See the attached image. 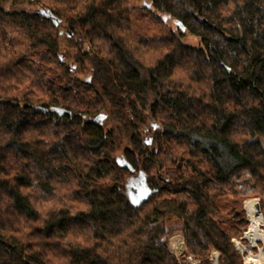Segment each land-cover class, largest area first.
Wrapping results in <instances>:
<instances>
[{"label": "trees", "instance_id": "obj_1", "mask_svg": "<svg viewBox=\"0 0 264 264\" xmlns=\"http://www.w3.org/2000/svg\"><path fill=\"white\" fill-rule=\"evenodd\" d=\"M147 5L179 33L137 32L132 0H0V264H179L177 229L202 264H244L243 200L264 215V0ZM124 161L160 189L140 207Z\"/></svg>", "mask_w": 264, "mask_h": 264}, {"label": "rangeland", "instance_id": "obj_2", "mask_svg": "<svg viewBox=\"0 0 264 264\" xmlns=\"http://www.w3.org/2000/svg\"><path fill=\"white\" fill-rule=\"evenodd\" d=\"M147 4H149V0H132L133 25H134V28L137 32H141V33H145V34L149 33L150 35H156V36L157 35H166L172 31H174L176 34L179 33V27H178L179 24L177 25V21H175L171 17H165L163 14L158 16L156 13L151 11V9H149V8L147 10L146 9ZM40 7H43V5L36 4V3L35 4L34 3L33 4H19V5H13L12 3L5 4V8L7 10H12V11L20 10V9H27L30 11H39ZM59 30L61 33L60 36H61L62 42H63V44H66V42H67L66 37L69 33H71V29L69 28L67 23L62 22ZM184 40L187 43L194 45V46L201 45L200 39L194 35H191V34L186 35L184 37ZM88 45L89 44L86 41L84 44V47L87 48ZM71 48L69 45H65L63 47V49H61V51L59 52V55L60 54L63 55L64 58L67 57L66 54H68V49H70L73 52L75 51V50H73L74 48L72 45H71ZM66 60H67L68 64L73 62L72 57H70V58L67 57ZM88 70H91V64L88 65ZM75 75H77V73H75ZM94 116L95 115H92V116H90V118H92ZM152 121H153V119H151V118L148 119V122H147L148 125L146 126L147 131L144 133V136H143V140L145 142H147L148 138L151 137V140L150 141L148 140V143L152 142L153 135H154L153 126L151 125ZM109 122L110 121L108 119V121H106L107 127L110 125ZM147 136H149V137L147 138ZM117 153L119 154L120 152H117ZM129 174H130V172H128L126 174V178H127V175H129ZM150 175H151V177H154L155 172L151 173ZM160 180H164V177H162V178L160 177ZM254 198H257L260 200L259 197H253L250 199H254ZM247 200H249V199H244L242 202V211L244 212L245 220L248 223L247 228L249 229V226L251 224V220H250V216L248 214V210L246 209V201ZM248 229L244 231L245 233L243 232V235L241 237H239V238L233 237L232 238L233 243H234L237 251L243 257L244 264H245V257L247 256L248 252L250 251L249 250V240L246 238V233H247ZM262 229L264 230V215H263ZM240 244L246 245L244 251L240 247ZM259 245H260V247L264 246V241H260ZM168 246H169V249H170L172 255L176 258V260L178 261L179 264H189L187 257L189 255L194 256L187 248L185 235H184V232L182 229H177L170 236ZM214 249H216V248L211 249L210 255ZM247 249H248V251H247ZM258 251H259V248L254 249V252H258ZM219 254H220V252H219ZM210 255H209V260H210ZM195 258L200 261V264H202L201 259H199L197 257H195ZM210 263L212 264V262H210ZM219 264H220V261H219Z\"/></svg>", "mask_w": 264, "mask_h": 264}, {"label": "water", "instance_id": "obj_3", "mask_svg": "<svg viewBox=\"0 0 264 264\" xmlns=\"http://www.w3.org/2000/svg\"><path fill=\"white\" fill-rule=\"evenodd\" d=\"M148 8H151V5H147ZM39 12L45 14L46 16L50 17L52 20H54V22L56 23V25H59L61 22V18H59L58 16L51 14L50 11H48L47 9L40 7L39 8ZM178 24H181V22H177ZM183 29L185 30V27H183ZM62 60H64V58H62ZM75 66L71 65V69H74ZM88 84L92 83V77H89L87 80ZM38 109L47 112L49 109L45 108V107H38ZM52 111L57 113L59 116H65L66 114L72 115L73 111L62 107V106H55L52 108ZM108 114L106 113H99L97 114L94 118L93 121L97 124V125H102L106 118H107ZM124 165L131 167L130 164H128L127 162H123ZM142 173L144 174L143 176L145 177L143 180H128L126 188H127V195L128 198L131 202L132 205H134L135 207H140L142 204H144L153 194H156L159 192V188H154L152 187L149 182H148V177L147 175L144 173V171H142ZM134 182H136L134 184ZM131 185H134L133 187ZM255 200H257V207L259 210L262 211L261 209V204H260V200L257 198H254Z\"/></svg>", "mask_w": 264, "mask_h": 264}, {"label": "bare ground", "instance_id": "obj_4", "mask_svg": "<svg viewBox=\"0 0 264 264\" xmlns=\"http://www.w3.org/2000/svg\"><path fill=\"white\" fill-rule=\"evenodd\" d=\"M246 209L250 216L251 224L246 233L249 240V252L245 257L246 264H264V246L259 245L260 241H264V230L262 229L263 213L257 207V200L249 199L246 201ZM255 248H259L258 252H254ZM248 251V249H247Z\"/></svg>", "mask_w": 264, "mask_h": 264}, {"label": "flooded vegetation", "instance_id": "obj_5", "mask_svg": "<svg viewBox=\"0 0 264 264\" xmlns=\"http://www.w3.org/2000/svg\"><path fill=\"white\" fill-rule=\"evenodd\" d=\"M149 136H147L148 138ZM148 140L150 141L151 140V137L148 138ZM129 168V172L130 174L127 175V178L126 180H143L145 177L143 176L144 174L142 173L143 170H141L140 168H135L133 166L131 167H128ZM136 182H134L135 184ZM132 187L134 185H131ZM134 188V187H133Z\"/></svg>", "mask_w": 264, "mask_h": 264}, {"label": "built area", "instance_id": "obj_6", "mask_svg": "<svg viewBox=\"0 0 264 264\" xmlns=\"http://www.w3.org/2000/svg\"><path fill=\"white\" fill-rule=\"evenodd\" d=\"M219 252L214 249L212 252H211V255H210V260L212 262V264H219ZM188 259V262L189 264H200V261L198 259H196L194 256L192 255H189L187 257Z\"/></svg>", "mask_w": 264, "mask_h": 264}, {"label": "crops", "instance_id": "obj_7", "mask_svg": "<svg viewBox=\"0 0 264 264\" xmlns=\"http://www.w3.org/2000/svg\"><path fill=\"white\" fill-rule=\"evenodd\" d=\"M246 264V263H245Z\"/></svg>", "mask_w": 264, "mask_h": 264}]
</instances>
